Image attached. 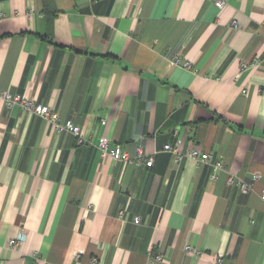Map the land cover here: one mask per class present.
<instances>
[{
	"label": "crops",
	"instance_id": "0c3cea01",
	"mask_svg": "<svg viewBox=\"0 0 264 264\" xmlns=\"http://www.w3.org/2000/svg\"><path fill=\"white\" fill-rule=\"evenodd\" d=\"M178 141L224 170L162 150ZM262 189L264 0H0V264H264Z\"/></svg>",
	"mask_w": 264,
	"mask_h": 264
},
{
	"label": "built area",
	"instance_id": "2783aa9c",
	"mask_svg": "<svg viewBox=\"0 0 264 264\" xmlns=\"http://www.w3.org/2000/svg\"><path fill=\"white\" fill-rule=\"evenodd\" d=\"M95 1V0H93ZM215 7L218 9H222L226 3L227 0H212ZM236 22L233 21V26L236 27ZM252 65L254 63H251ZM186 67H190V64L186 62L184 64ZM243 67H246L247 64H243ZM243 93L246 91L243 90ZM4 101L7 105H10L12 103H18L28 109H31L34 113L39 115L40 117H43L51 126L54 127V129L57 132L60 131H67L72 133L76 138L78 143H81L84 141V138L80 135V127L76 124H74L71 120H65L63 122L60 121L59 115L56 111H54L51 107L48 105L35 103L34 100L24 98L18 94L12 95L9 92H4L3 94ZM178 142L175 144H169L166 143L163 145L162 150L165 152L171 153L176 161L181 160L183 157L192 158L196 160L197 162L201 163H207L212 162V155L209 152L199 150L196 148H189L180 150L178 148ZM97 147L99 149L100 155L102 157L110 158L114 161H121L124 163H135V164H145L146 166H151L153 163V157L151 155H146L144 151L141 149V147L137 148V152L135 155H130L122 145L120 144H112L111 141L105 137L102 136L98 139ZM219 170H224V165L222 161L216 160L212 162V173L210 175L211 179L216 178V172ZM259 178V174H254L249 180L240 178L238 176L230 174L227 178L228 183L235 184L239 188V190L243 193H246L250 191L253 187V183ZM261 198L264 199V189L260 191ZM134 222H139V217H134ZM26 239V233L23 231L19 232L15 237H11L8 239V246L9 247H20ZM187 251H194L198 253L197 250H194L191 246L185 245L184 247ZM77 256V254L75 255ZM148 259L152 262H158L161 260V255L155 254L152 255V253H149ZM220 261V258L218 259Z\"/></svg>",
	"mask_w": 264,
	"mask_h": 264
}]
</instances>
